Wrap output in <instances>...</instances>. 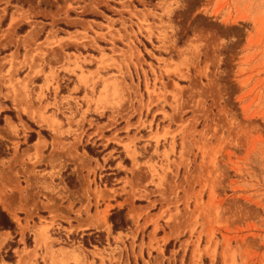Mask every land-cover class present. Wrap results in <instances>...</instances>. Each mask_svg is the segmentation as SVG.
<instances>
[{"label": "rangeland", "instance_id": "rangeland-1", "mask_svg": "<svg viewBox=\"0 0 264 264\" xmlns=\"http://www.w3.org/2000/svg\"><path fill=\"white\" fill-rule=\"evenodd\" d=\"M0 142V264H264V0H0Z\"/></svg>", "mask_w": 264, "mask_h": 264}, {"label": "trees", "instance_id": "trees-1", "mask_svg": "<svg viewBox=\"0 0 264 264\" xmlns=\"http://www.w3.org/2000/svg\"><path fill=\"white\" fill-rule=\"evenodd\" d=\"M31 136H33V134H31ZM5 151L6 150L4 149V147L2 146L0 142V156L5 155ZM108 219L112 225L113 230L122 229L127 224V221H125L123 217V209L112 210ZM13 229H14L13 222L10 220L7 214L3 210L0 209V230L12 231Z\"/></svg>", "mask_w": 264, "mask_h": 264}, {"label": "crops", "instance_id": "crops-1", "mask_svg": "<svg viewBox=\"0 0 264 264\" xmlns=\"http://www.w3.org/2000/svg\"><path fill=\"white\" fill-rule=\"evenodd\" d=\"M35 79H36V78H35ZM40 81H42V80H37V82H36V83H37V84H39V83H40ZM171 238H172V237H168V238H167V240H166V242H170V241H171Z\"/></svg>", "mask_w": 264, "mask_h": 264}]
</instances>
